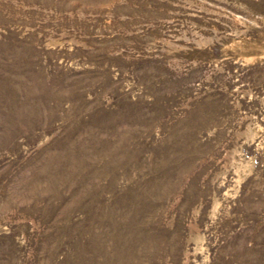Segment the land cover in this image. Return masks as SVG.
Wrapping results in <instances>:
<instances>
[{
    "label": "rangeland",
    "instance_id": "374dc122",
    "mask_svg": "<svg viewBox=\"0 0 264 264\" xmlns=\"http://www.w3.org/2000/svg\"><path fill=\"white\" fill-rule=\"evenodd\" d=\"M0 264H264V0H0Z\"/></svg>",
    "mask_w": 264,
    "mask_h": 264
}]
</instances>
